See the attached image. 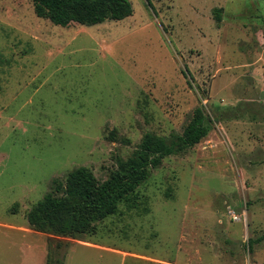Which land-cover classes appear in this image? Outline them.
I'll list each match as a JSON object with an SVG mask.
<instances>
[{
  "label": "rangeland",
  "instance_id": "1",
  "mask_svg": "<svg viewBox=\"0 0 264 264\" xmlns=\"http://www.w3.org/2000/svg\"><path fill=\"white\" fill-rule=\"evenodd\" d=\"M130 1L123 20L62 27L31 0H0V264H48L56 240L27 213L54 179L87 166L104 181L147 132L174 139L198 106L209 134L78 238L181 264L190 244L196 264H264V0ZM78 238H61L66 264H150Z\"/></svg>",
  "mask_w": 264,
  "mask_h": 264
},
{
  "label": "trees",
  "instance_id": "2",
  "mask_svg": "<svg viewBox=\"0 0 264 264\" xmlns=\"http://www.w3.org/2000/svg\"><path fill=\"white\" fill-rule=\"evenodd\" d=\"M31 1L38 17L62 27L119 21L134 12L130 0ZM210 122L203 107L198 106L183 132L174 139L147 132L133 154L119 159L104 181L87 166L73 169L64 179H54L52 190L27 213L32 229L56 240V247L49 245L48 264H65V254L59 257L56 251L64 245L68 247L69 242L61 238H78L94 232L96 222L116 214L121 201L135 207L133 196L152 170L160 167L166 157L200 143L211 130ZM252 245L249 241V249Z\"/></svg>",
  "mask_w": 264,
  "mask_h": 264
},
{
  "label": "crops",
  "instance_id": "3",
  "mask_svg": "<svg viewBox=\"0 0 264 264\" xmlns=\"http://www.w3.org/2000/svg\"><path fill=\"white\" fill-rule=\"evenodd\" d=\"M77 240H78V242H76L77 244L87 245L89 247L96 248V249H101V250H104V251H107V252H111L113 254H120L123 257L131 254V255L137 257L138 259H141L143 261L149 262L150 264H181L176 259L170 260V259H167V258H162V257H158V256H155V255H153V256L152 255H147V254H143V253H129L127 251H122V250H119V249H113V248H110V247H104V246L99 245L97 243H93L91 241H88L87 239L84 240V239L78 238ZM189 242L190 243H195V238L190 237ZM190 245H191V249L193 248V249H195V251H189V253L187 254V258H188V263L187 264H193V263L196 264L194 262V258H195L194 256H196V254H200L201 251H200V249H198V246H194L192 244H190ZM193 253H194V255H193ZM197 259L201 260L202 259V255H199L197 257ZM197 264H200V263H197Z\"/></svg>",
  "mask_w": 264,
  "mask_h": 264
},
{
  "label": "built area",
  "instance_id": "4",
  "mask_svg": "<svg viewBox=\"0 0 264 264\" xmlns=\"http://www.w3.org/2000/svg\"><path fill=\"white\" fill-rule=\"evenodd\" d=\"M231 214L233 215L232 217H233V219H234L235 221H237V220L240 219V216L237 215L235 212L232 211Z\"/></svg>",
  "mask_w": 264,
  "mask_h": 264
}]
</instances>
